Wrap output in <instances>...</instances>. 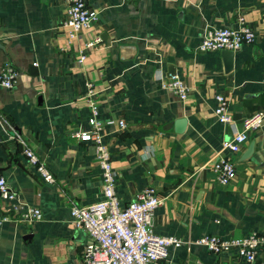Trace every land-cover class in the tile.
I'll return each instance as SVG.
<instances>
[{
	"label": "crops",
	"instance_id": "obj_1",
	"mask_svg": "<svg viewBox=\"0 0 264 264\" xmlns=\"http://www.w3.org/2000/svg\"><path fill=\"white\" fill-rule=\"evenodd\" d=\"M87 2L99 20L71 38L62 0H0V75H18L13 89L0 86V178L19 203L43 213L0 224V264H81L89 237L71 210L103 197L94 146L71 137L89 129L90 97L99 121L116 122L104 135L122 206L150 186L166 198L154 231L183 245L165 264H248L196 242L264 236V124L231 156L236 179L222 185L212 168L230 157L223 145L243 121L264 108V0ZM239 18L256 33L253 44L233 54L199 49L207 30L240 28ZM173 78L187 85L186 100L163 88ZM217 96L228 99L232 123L217 117ZM180 119L187 125L178 134L171 124ZM22 140L55 183L29 164ZM10 207L0 198L2 212Z\"/></svg>",
	"mask_w": 264,
	"mask_h": 264
},
{
	"label": "built area",
	"instance_id": "obj_2",
	"mask_svg": "<svg viewBox=\"0 0 264 264\" xmlns=\"http://www.w3.org/2000/svg\"><path fill=\"white\" fill-rule=\"evenodd\" d=\"M66 7V25L71 29L70 37H78L99 20V13L91 9L87 0H62ZM240 28H219L207 30L199 49L203 52H237L245 45L256 41V33L244 25L239 18ZM94 45V44H91ZM85 56L82 57V60ZM17 72L10 68L0 75V86L13 89L17 83ZM163 88L179 96L181 100L188 98L189 89L185 82L178 78L170 79ZM216 115L222 123H232L228 113L229 101L225 96H217ZM88 130H77L71 137L81 142L91 143L96 151L97 161L103 175L102 200L86 207L75 206L71 210L76 227L85 230L89 241L85 246L81 264H165L170 257L171 249L182 247V240L175 237L158 235L153 228L155 211L164 204L166 198L158 190L147 187L137 194L127 206H122L116 193V173L112 167L110 146L105 140L104 129L114 126V120L102 123L98 119V105L90 97ZM121 129L127 128L124 120L119 121ZM264 124V108L254 118L243 121L242 130L236 131L232 140L223 145V151L230 157L219 156L212 165L218 181L228 185L236 179L237 171L231 156L237 154L248 141V134ZM24 154L29 164L36 170L44 182L53 184L55 178L49 168L41 162L34 150L22 140ZM0 198L11 203V212L0 210V224L13 220L26 223L41 221L42 211L37 207L23 206L18 202V194L0 178ZM13 214V215H12ZM210 253L222 255L235 253L238 258L248 264H264L259 255L264 248V236L254 232L243 238L225 239L216 235H206L196 242Z\"/></svg>",
	"mask_w": 264,
	"mask_h": 264
},
{
	"label": "water",
	"instance_id": "obj_3",
	"mask_svg": "<svg viewBox=\"0 0 264 264\" xmlns=\"http://www.w3.org/2000/svg\"><path fill=\"white\" fill-rule=\"evenodd\" d=\"M223 52H225V53H227V54H233V53L230 52V51H223ZM31 70H32L33 73H35V74L37 73V69H36V67L33 66V67L31 68ZM172 74L174 75V72H172ZM171 125H172V127L174 126V129H175V132H176V133L181 134V133H183V132L185 131V129H186V125H187V122H186L185 119H180V120L174 122V123L171 124Z\"/></svg>",
	"mask_w": 264,
	"mask_h": 264
}]
</instances>
